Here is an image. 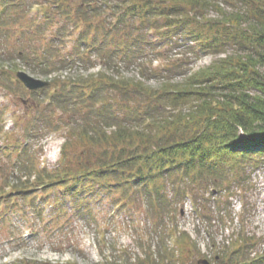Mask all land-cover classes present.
Listing matches in <instances>:
<instances>
[{
	"label": "trees",
	"instance_id": "1",
	"mask_svg": "<svg viewBox=\"0 0 264 264\" xmlns=\"http://www.w3.org/2000/svg\"><path fill=\"white\" fill-rule=\"evenodd\" d=\"M65 2L52 5L70 24L42 49L29 45L17 53L57 85L52 95L46 90L51 85L39 93L46 92L50 114L43 115L44 128L65 132L61 159L57 169L43 168L36 186L30 179L27 190L14 185L16 194L57 188L77 205L89 195L121 189L144 199L159 219L187 194L197 199L204 190L211 195L226 190L232 195L233 184L245 182L247 163L256 168L264 160V0H113L98 7L93 0L78 6ZM212 9L215 18L209 17ZM7 15L0 18L3 30L11 24ZM44 15L42 35L52 20L50 13ZM69 26L81 33L62 54L59 45ZM8 37L0 32L1 42ZM176 47L183 54L168 56ZM203 55L225 56L194 69ZM97 65L103 69L48 77L66 67L88 71ZM131 67L136 75L121 73ZM57 114L60 118L51 120ZM20 169L31 166L23 161ZM31 197L32 208L42 215L38 197ZM119 200L115 206L127 204ZM244 242L221 251L217 262L264 264V249L250 258ZM161 254L157 264L168 261L167 249Z\"/></svg>",
	"mask_w": 264,
	"mask_h": 264
},
{
	"label": "rangeland",
	"instance_id": "2",
	"mask_svg": "<svg viewBox=\"0 0 264 264\" xmlns=\"http://www.w3.org/2000/svg\"><path fill=\"white\" fill-rule=\"evenodd\" d=\"M54 1L0 0V18L7 13L11 19L10 26L4 30L0 27V32L9 34L7 42L0 40V72H9V75L1 73L0 77V264H157L162 258L161 251L166 249L168 261L159 264H197L201 259L219 264L221 251L232 248L242 239L249 248L250 258L262 253L264 160L256 168L252 162L247 163L246 173L242 174L245 182L234 183L232 195L226 190L214 195L204 190L197 199L187 194L183 201L167 206L168 213L160 219L152 216L144 199L134 194L126 196L121 189L111 194L89 195L77 205L57 188L28 192L26 196L16 194L18 189L13 190L14 185L27 190L25 182L29 179L31 183L40 182L42 177L38 176L44 173L43 168L57 169L65 140V132L44 128L47 121L43 115L48 118L50 115L43 99L46 92L40 96L38 90L37 93L28 91L16 77L18 71H25L47 81L45 74L33 69L17 53L22 48L29 49V45L31 49L38 46V50L42 49L49 39H54V32L69 22L67 15L52 5ZM103 1L113 2L99 0L95 5L98 7ZM65 3L78 6L83 0ZM109 11L106 13L110 14ZM47 12L52 20L46 33L40 35L48 23L43 17ZM209 17H217V11L212 9ZM27 30L26 35L23 32ZM80 33V28L68 27L63 44L59 45L62 54L77 42ZM182 51L176 47L168 56L179 57ZM219 56L203 55L193 67L208 66ZM102 69L101 65L88 71L82 67H66L48 77L62 79ZM121 73L133 76L137 71L135 67L123 68ZM147 83L157 85L156 81ZM50 85L46 90L52 95L57 85ZM58 118V114L52 115L51 120ZM22 147L27 149L26 153H21ZM23 161L29 162L31 170L20 169ZM168 191L172 192L173 187ZM31 196L38 197L40 208L44 207L42 215L32 208ZM55 197L66 199L62 202ZM118 200H127V204L115 206Z\"/></svg>",
	"mask_w": 264,
	"mask_h": 264
},
{
	"label": "water",
	"instance_id": "3",
	"mask_svg": "<svg viewBox=\"0 0 264 264\" xmlns=\"http://www.w3.org/2000/svg\"><path fill=\"white\" fill-rule=\"evenodd\" d=\"M16 76L21 80V82L27 87L29 90H37L46 87L50 84V81H46L43 79L35 78L34 76L28 74L25 71H18ZM197 264H211L207 259H201L197 262Z\"/></svg>",
	"mask_w": 264,
	"mask_h": 264
},
{
	"label": "flooded vegetation",
	"instance_id": "4",
	"mask_svg": "<svg viewBox=\"0 0 264 264\" xmlns=\"http://www.w3.org/2000/svg\"><path fill=\"white\" fill-rule=\"evenodd\" d=\"M94 2H96V1H99V0H93Z\"/></svg>",
	"mask_w": 264,
	"mask_h": 264
}]
</instances>
